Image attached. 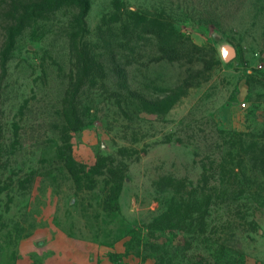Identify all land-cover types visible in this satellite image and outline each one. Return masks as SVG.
Listing matches in <instances>:
<instances>
[{
  "label": "rangeland",
  "instance_id": "obj_1",
  "mask_svg": "<svg viewBox=\"0 0 264 264\" xmlns=\"http://www.w3.org/2000/svg\"><path fill=\"white\" fill-rule=\"evenodd\" d=\"M121 254L264 264V0H0V264Z\"/></svg>",
  "mask_w": 264,
  "mask_h": 264
},
{
  "label": "crops",
  "instance_id": "obj_2",
  "mask_svg": "<svg viewBox=\"0 0 264 264\" xmlns=\"http://www.w3.org/2000/svg\"><path fill=\"white\" fill-rule=\"evenodd\" d=\"M121 253H124V252L121 251ZM124 254H126V253H124ZM117 258H118L119 261H122V263L129 264V259L130 258L127 259V257L125 255L117 256ZM107 261L108 260L105 259V262L103 264H106ZM134 263L139 264L138 262H135V261H134ZM140 264H157V263L154 260H146L145 262H141Z\"/></svg>",
  "mask_w": 264,
  "mask_h": 264
},
{
  "label": "trees",
  "instance_id": "obj_3",
  "mask_svg": "<svg viewBox=\"0 0 264 264\" xmlns=\"http://www.w3.org/2000/svg\"><path fill=\"white\" fill-rule=\"evenodd\" d=\"M158 36L160 35L159 33H157V31H154ZM162 51L164 53V55L167 57V58H170V59H174L176 58V54L172 51H170L169 49H167L166 47H163L162 48ZM128 254V253H127ZM157 264H160L156 261ZM115 264H124L122 263V261H119L118 258L117 260H115Z\"/></svg>",
  "mask_w": 264,
  "mask_h": 264
},
{
  "label": "water",
  "instance_id": "obj_4",
  "mask_svg": "<svg viewBox=\"0 0 264 264\" xmlns=\"http://www.w3.org/2000/svg\"><path fill=\"white\" fill-rule=\"evenodd\" d=\"M218 39V38H217ZM223 49L224 50H226L227 48L226 47H223ZM229 51H231V50H229ZM233 55V53H232V51L229 53L228 51H226V58L228 59L230 56H232Z\"/></svg>",
  "mask_w": 264,
  "mask_h": 264
},
{
  "label": "built area",
  "instance_id": "obj_5",
  "mask_svg": "<svg viewBox=\"0 0 264 264\" xmlns=\"http://www.w3.org/2000/svg\"><path fill=\"white\" fill-rule=\"evenodd\" d=\"M241 107L245 108V107H246V104H245V103H243V104L241 105Z\"/></svg>",
  "mask_w": 264,
  "mask_h": 264
}]
</instances>
